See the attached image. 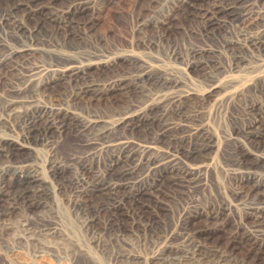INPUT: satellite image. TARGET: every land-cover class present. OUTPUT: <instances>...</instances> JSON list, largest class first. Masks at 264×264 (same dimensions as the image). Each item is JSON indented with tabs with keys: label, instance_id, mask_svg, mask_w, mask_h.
<instances>
[{
	"label": "bare ground",
	"instance_id": "bare-ground-1",
	"mask_svg": "<svg viewBox=\"0 0 264 264\" xmlns=\"http://www.w3.org/2000/svg\"><path fill=\"white\" fill-rule=\"evenodd\" d=\"M97 1L0 0L7 5L0 11V29L20 41L0 58V78L3 67L16 69L17 57H46L40 66H28L15 93L0 94V218L49 208L59 187L74 215L93 230L85 243L65 234L72 253L67 264H104L106 245L125 250L114 255L119 264H139L142 256L132 252L134 246L155 250L151 259L161 264L264 261V42H224L234 50L227 66L195 54L188 67L209 88L199 95L184 91L175 78L153 75L143 61L105 56L90 41ZM242 1L219 0L201 10L202 16L228 15ZM256 15L255 27L263 29L254 41H262L264 12ZM171 21L169 14L159 25ZM45 27L62 39L57 47L41 36ZM76 41L84 45L71 47ZM123 68L140 73L127 83ZM107 74L102 85L96 83ZM216 105L228 108L233 127L220 139L208 120ZM68 131L83 136L70 162L56 155ZM39 147L54 153L45 169L22 154ZM9 186L15 188L8 194ZM96 193L104 199L92 206ZM180 201L186 204H179L176 218L171 203ZM199 219L205 226L192 227ZM51 222L36 229L60 235L58 223ZM18 228L17 239L34 233L25 217ZM6 230L12 226L0 223V232ZM217 231L228 234L226 246L213 238ZM6 252L0 259L24 264L19 249ZM39 255L40 262L52 264L44 252Z\"/></svg>",
	"mask_w": 264,
	"mask_h": 264
},
{
	"label": "rangeland",
	"instance_id": "rangeland-1",
	"mask_svg": "<svg viewBox=\"0 0 264 264\" xmlns=\"http://www.w3.org/2000/svg\"><path fill=\"white\" fill-rule=\"evenodd\" d=\"M218 1L196 0L192 6H184L183 0H99L95 4L97 18L90 34V41L94 42L107 57L130 56L143 61L153 75L175 78L182 82L184 91L189 90L188 92L201 95L206 93L209 88L207 82L201 78L202 76L191 71L188 67V64L193 61L195 54L201 53L205 59L227 66L234 50H226L224 42H264L263 39L262 41H254V37H260L263 29L261 26L256 28L255 22H257L256 18L258 17L256 14L264 12V0L238 2L234 5L233 12L228 15L209 16V19L202 16L203 10L211 8ZM6 7L5 3H0V11ZM169 14L172 16V21L165 26L159 25L160 21ZM212 18L213 21H210ZM156 22H159L157 23L158 26H156ZM11 34L9 30L4 32L0 29V42H3L0 43V58L6 56L11 48L19 45V39ZM41 36L46 40H50L49 42L55 47L62 42V39L56 36L50 27L43 28ZM82 42H72L71 47L81 48L84 45ZM49 49L55 50L54 47L47 50ZM238 51L236 50L235 52ZM38 56L35 55L34 58H29L30 62L27 59L16 56L17 58L14 60L17 64V66L14 65L16 66L15 70L9 67L1 69L0 94L2 96L11 95L15 93L14 90L22 86V74L29 68V65L32 68L37 65L40 66L42 64L40 61L44 62L46 59L44 55L42 57ZM36 63L37 65L35 66ZM123 69L124 72H121V75H123L122 77L126 79L127 83L135 80V76L139 75L137 73H140L138 70ZM107 76L108 74L98 76L96 83L102 85L103 81L108 78ZM194 98L199 100L198 96ZM122 100L124 101V99ZM120 104L121 102L117 105ZM217 106L210 108L208 120L211 123L212 131L216 134L215 136L220 139L224 132H230L233 127L230 122L228 108L223 106L222 108H217ZM82 141L83 136L76 132L68 131L60 140L56 155L70 162V156L76 152ZM196 147L200 148L199 145H196ZM22 154L26 159L36 158L38 163L41 162L39 164L41 169H45L54 156V153L50 152L46 147H42V149L39 147L36 150L25 149ZM219 159L216 157L217 161H215L220 165L221 160ZM92 166L98 168L100 164L93 163ZM67 175H70V173L67 172ZM54 184L57 186L56 183ZM225 186H228V184ZM14 188L10 187L6 192L9 194ZM199 198L202 204L207 202V198L202 193ZM103 199V196L97 193L94 194L91 198L92 206L100 203ZM68 201L67 195L62 190H59L58 187L55 196L52 195L49 200V203H51L49 208L33 207L27 213L17 210L9 215L1 216L0 223L9 224L12 226V230H6L5 233L0 232V252L5 253L10 248L19 249V258L24 264H43L38 258L39 254L44 252L52 264H67L68 262L65 260L72 253L67 250L70 243L66 242L65 239L67 237L65 234L69 235L72 232L70 235L73 234L77 238L79 237L78 239L85 243L92 237L93 232V230L86 229L82 225L81 221L74 215L75 213ZM171 204H174L173 211L177 218L178 211L181 210V205L179 204H186V202L180 201ZM168 215L172 216L171 213ZM171 216L169 219H171ZM24 217L27 218L30 227L34 230V233L26 237V239L28 238L27 240L17 239L19 223ZM51 221L58 223L60 235H47L36 229L44 224L50 225ZM204 226L203 219L196 220L192 225V227ZM213 238L222 246H226L228 243V234L226 232L217 231L214 233ZM131 250L141 254L142 258L139 259V264H161L151 259L156 254L153 249H142L134 246ZM124 252L125 250L121 247H116V249L112 250L109 245H106L105 254L101 255L103 257L101 259L104 264H119L115 261L114 255ZM0 264L9 263L4 258H1ZM76 264L87 263L84 260H79ZM259 264H264V261L259 262Z\"/></svg>",
	"mask_w": 264,
	"mask_h": 264
}]
</instances>
